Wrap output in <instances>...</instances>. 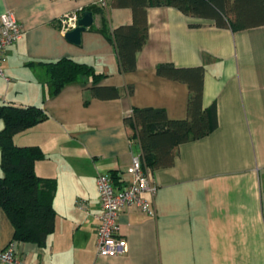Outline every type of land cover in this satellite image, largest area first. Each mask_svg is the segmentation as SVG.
Returning a JSON list of instances; mask_svg holds the SVG:
<instances>
[{
  "label": "crops",
  "instance_id": "crops-1",
  "mask_svg": "<svg viewBox=\"0 0 264 264\" xmlns=\"http://www.w3.org/2000/svg\"><path fill=\"white\" fill-rule=\"evenodd\" d=\"M7 11L24 34L4 52L8 80L0 76V104L45 111V119L12 139L40 147L45 157L34 170L55 180L54 230L43 244L15 241L24 263L264 264V24L232 30L173 6H148V37L136 67L122 71L112 31L132 23L129 7H113L111 0H0V14ZM84 11L93 22L79 43L70 42L62 19L78 20ZM62 57L92 65L104 74L97 85L115 87L118 97H94L86 78L53 93L39 62ZM159 64L203 67L202 105H215L217 127L179 144L171 166L148 169L155 191L142 198L155 214L136 205L121 209L117 221L127 250L100 256L96 177L115 171V185L122 186L130 180L132 155L141 153L125 117L137 107L161 108L171 119L186 116L188 85L158 75ZM13 232L0 207V250Z\"/></svg>",
  "mask_w": 264,
  "mask_h": 264
},
{
  "label": "trees",
  "instance_id": "trees-1",
  "mask_svg": "<svg viewBox=\"0 0 264 264\" xmlns=\"http://www.w3.org/2000/svg\"><path fill=\"white\" fill-rule=\"evenodd\" d=\"M113 7H129L132 23L119 25L112 31L119 66L122 71L136 67V53L148 37L146 9L148 6H173L186 15L211 19L219 27L232 30L264 24V0H111ZM94 11H100L94 8ZM105 25V24H104ZM102 26L101 32L106 28ZM49 74L53 93L65 84L81 78L91 79L94 97L107 99L118 97L115 87L97 85L104 76L86 63L70 57L54 61H41ZM156 73L188 85L186 116L171 119L161 108L137 107L124 121L131 128V137L140 147L142 165L146 169L169 167L174 163L179 144L206 136L217 127L215 105L204 108L202 66L174 67L159 64ZM45 111L36 105L18 106L0 104V207L14 228L12 241H35L43 244L54 230L55 210L52 196L55 180L36 174L34 164L45 157L36 145H18L13 136L23 132L46 118ZM114 184L119 176L109 173ZM121 187V186H118Z\"/></svg>",
  "mask_w": 264,
  "mask_h": 264
},
{
  "label": "built area",
  "instance_id": "built-area-1",
  "mask_svg": "<svg viewBox=\"0 0 264 264\" xmlns=\"http://www.w3.org/2000/svg\"><path fill=\"white\" fill-rule=\"evenodd\" d=\"M62 22L72 29L76 27L77 19L68 15ZM23 34L24 30L12 12L0 14V76L6 80L8 78L1 68L4 52L18 42ZM126 173L130 180L121 187L114 184L109 173L98 174L96 177L101 207L100 213L96 215V249L100 256H116L127 250V241L120 234L117 221L121 209L136 205L148 215L155 214L152 203L142 198L144 191L153 194L155 187L150 181L148 169L142 165L140 154L132 155ZM0 264H26L16 255L15 241H10L0 250Z\"/></svg>",
  "mask_w": 264,
  "mask_h": 264
},
{
  "label": "water",
  "instance_id": "water-1",
  "mask_svg": "<svg viewBox=\"0 0 264 264\" xmlns=\"http://www.w3.org/2000/svg\"><path fill=\"white\" fill-rule=\"evenodd\" d=\"M93 22V14L91 11H84L81 17L77 20L76 27L65 32V38L73 43L80 42L81 32L90 26Z\"/></svg>",
  "mask_w": 264,
  "mask_h": 264
},
{
  "label": "rangeland",
  "instance_id": "rangeland-1",
  "mask_svg": "<svg viewBox=\"0 0 264 264\" xmlns=\"http://www.w3.org/2000/svg\"><path fill=\"white\" fill-rule=\"evenodd\" d=\"M2 88H4V87H2V86H0V89H2ZM23 90V89H22ZM2 91V90H1ZM0 91V92H1ZM23 93L25 94V90H23ZM3 94V93H2ZM3 125H4V123H3V120L2 119H0V129L3 127ZM0 174L2 175L3 174V170H2V168H1V166H0Z\"/></svg>",
  "mask_w": 264,
  "mask_h": 264
}]
</instances>
